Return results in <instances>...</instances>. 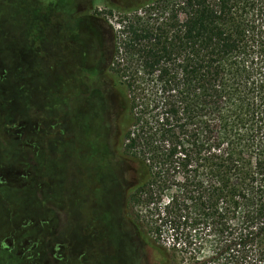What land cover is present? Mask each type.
<instances>
[{
	"label": "trees",
	"instance_id": "trees-1",
	"mask_svg": "<svg viewBox=\"0 0 264 264\" xmlns=\"http://www.w3.org/2000/svg\"><path fill=\"white\" fill-rule=\"evenodd\" d=\"M122 1L113 7L122 15L117 31L103 19L93 25L103 78L94 89L105 101L123 229L157 264H264V0ZM77 19L40 24L37 61L46 64L31 75L79 73ZM44 82L49 97L63 91L85 104L82 81ZM41 83H20L8 101L42 91ZM49 97L32 101L27 116L48 130L46 139L73 141L82 110L73 114L71 102L58 109ZM19 107L6 126L26 117ZM84 154L85 186L98 189L99 168ZM76 204L80 220L88 219L90 204ZM63 209L59 234L69 218Z\"/></svg>",
	"mask_w": 264,
	"mask_h": 264
},
{
	"label": "rangeland",
	"instance_id": "rangeland-1",
	"mask_svg": "<svg viewBox=\"0 0 264 264\" xmlns=\"http://www.w3.org/2000/svg\"><path fill=\"white\" fill-rule=\"evenodd\" d=\"M121 3L122 0H0V46L5 35L9 40L5 41L8 47L0 48V264L19 263L17 254L30 257H23L25 260L19 264H157L145 244L122 227L120 175L110 165L105 101L102 92L94 89L103 78L99 62L102 39L93 20H106L117 31V20L122 15L113 7ZM62 15L78 18L74 34L83 52L79 73L72 76L60 67L54 73L46 72V76L45 71L31 75L34 67L46 64L44 60L37 61L42 43L37 33L43 32L40 24L50 25ZM51 57L50 64L54 62ZM6 69L7 77L3 76ZM47 80L82 81L77 92L85 96V104L80 106L73 95L64 98L63 91L49 97L44 82ZM24 81H42V91L26 92L8 101ZM48 97L57 101L58 109L67 108L71 102L73 114L82 110L81 127L71 129L73 141L46 139L48 130L41 126L39 129V124L27 116L32 101ZM17 99L26 117L11 119L13 123L9 119L11 124L6 126L3 122L7 115L19 113ZM87 149L90 161L99 168L98 189L85 186L89 172L82 168V162ZM83 187L90 197L82 194ZM88 188L91 189L87 191ZM83 202L90 204L89 216L80 220L74 204L78 207ZM63 208H67L69 218L64 232L59 234L60 218L56 213ZM91 218L93 221L87 223ZM161 243L169 253V230H164ZM6 250L13 255L8 256Z\"/></svg>",
	"mask_w": 264,
	"mask_h": 264
},
{
	"label": "crops",
	"instance_id": "crops-1",
	"mask_svg": "<svg viewBox=\"0 0 264 264\" xmlns=\"http://www.w3.org/2000/svg\"><path fill=\"white\" fill-rule=\"evenodd\" d=\"M0 251H1V249H0ZM7 251V255L9 256L10 254H12L11 252H8V250H6ZM2 252H0V254H1ZM13 255V254H12ZM23 257H28V260H30V257H29V255H25L24 256V254H20V255H16L15 256V259H16V262H18L19 261V263H21L22 261H24L25 260V258H23ZM21 259V260H20ZM19 263H17V264H19ZM29 264V263H28Z\"/></svg>",
	"mask_w": 264,
	"mask_h": 264
}]
</instances>
